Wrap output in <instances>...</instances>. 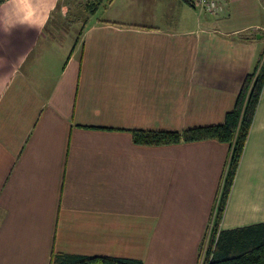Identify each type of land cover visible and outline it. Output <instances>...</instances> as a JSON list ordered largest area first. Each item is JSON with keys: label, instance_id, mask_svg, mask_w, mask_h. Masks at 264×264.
<instances>
[{"label": "crops", "instance_id": "0c3cea01", "mask_svg": "<svg viewBox=\"0 0 264 264\" xmlns=\"http://www.w3.org/2000/svg\"><path fill=\"white\" fill-rule=\"evenodd\" d=\"M261 5L0 1V264H197L228 143L141 145L131 130L222 123L264 60ZM259 222L264 82L218 228Z\"/></svg>", "mask_w": 264, "mask_h": 264}, {"label": "trees", "instance_id": "16d2710c", "mask_svg": "<svg viewBox=\"0 0 264 264\" xmlns=\"http://www.w3.org/2000/svg\"><path fill=\"white\" fill-rule=\"evenodd\" d=\"M184 1L192 5L191 0ZM263 82L264 60L258 69H254L252 73L248 74L234 108L226 114L224 121L220 124L196 126L182 131L131 130L133 142L141 145H164L202 139H216L228 143V157L214 212V226L211 228L210 242L201 264H264V222L229 230H219L218 228ZM50 264L144 263L141 259L132 257L59 252L53 255Z\"/></svg>", "mask_w": 264, "mask_h": 264}, {"label": "built area", "instance_id": "2783aa9c", "mask_svg": "<svg viewBox=\"0 0 264 264\" xmlns=\"http://www.w3.org/2000/svg\"><path fill=\"white\" fill-rule=\"evenodd\" d=\"M108 1V0H99ZM228 0H191L192 6L198 7L210 13L217 14L224 10ZM211 229V228H210Z\"/></svg>", "mask_w": 264, "mask_h": 264}, {"label": "rangeland", "instance_id": "374dc122", "mask_svg": "<svg viewBox=\"0 0 264 264\" xmlns=\"http://www.w3.org/2000/svg\"><path fill=\"white\" fill-rule=\"evenodd\" d=\"M259 1L262 3L261 7L264 6V0H259ZM261 7L259 8V10H261ZM262 12H263V9H262ZM220 190H221V187H220ZM210 226H211V223L202 236L201 247L198 249L197 259L199 262L197 264H199V263L201 264L202 260L205 258V256H203V255L205 254V252L207 250V246L210 242V238H211V234H212V229H210Z\"/></svg>", "mask_w": 264, "mask_h": 264}]
</instances>
